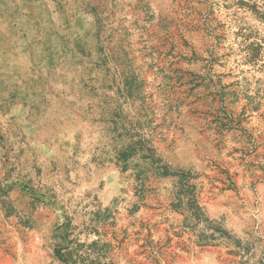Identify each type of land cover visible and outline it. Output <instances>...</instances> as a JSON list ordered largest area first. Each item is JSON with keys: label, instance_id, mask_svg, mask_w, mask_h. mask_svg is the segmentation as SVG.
<instances>
[{"label": "rangeland", "instance_id": "rangeland-1", "mask_svg": "<svg viewBox=\"0 0 264 264\" xmlns=\"http://www.w3.org/2000/svg\"><path fill=\"white\" fill-rule=\"evenodd\" d=\"M0 264H264V0H0Z\"/></svg>", "mask_w": 264, "mask_h": 264}]
</instances>
